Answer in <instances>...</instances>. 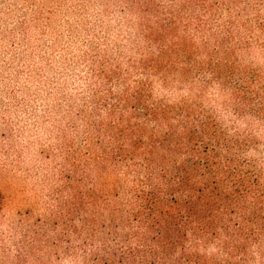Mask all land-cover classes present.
Here are the masks:
<instances>
[{
    "label": "rangeland",
    "instance_id": "374dc122",
    "mask_svg": "<svg viewBox=\"0 0 264 264\" xmlns=\"http://www.w3.org/2000/svg\"><path fill=\"white\" fill-rule=\"evenodd\" d=\"M231 2L205 15L183 0H0V264H113L122 182L86 171L88 147L97 158L100 120L136 82L176 102L205 81L220 123L251 134L264 157V11ZM161 50L227 63V86L195 62L191 85L150 81L140 64ZM235 87L251 98L243 116L225 106ZM83 192L91 210L74 214Z\"/></svg>",
    "mask_w": 264,
    "mask_h": 264
},
{
    "label": "trees",
    "instance_id": "16d2710c",
    "mask_svg": "<svg viewBox=\"0 0 264 264\" xmlns=\"http://www.w3.org/2000/svg\"><path fill=\"white\" fill-rule=\"evenodd\" d=\"M248 2L264 11V0ZM185 5L206 15L220 5L231 8L233 2L183 0ZM163 51L142 60L143 76L157 78L165 87L193 84L194 59L168 57ZM225 64L195 62L200 74L208 70L222 87L232 70ZM135 85L129 97L111 99L112 109L100 120L97 158L88 147L86 171L99 165L102 176L113 170L122 182L112 263L264 264L261 145L251 134L220 123L204 101L205 81L199 94L176 102L154 97L145 83ZM231 91L225 106L245 115L249 91ZM260 105L256 111L264 116V98ZM92 205L91 195L75 193L72 212L85 214Z\"/></svg>",
    "mask_w": 264,
    "mask_h": 264
}]
</instances>
